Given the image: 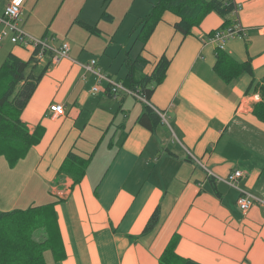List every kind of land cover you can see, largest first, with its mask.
Instances as JSON below:
<instances>
[{
    "label": "crops",
    "instance_id": "obj_1",
    "mask_svg": "<svg viewBox=\"0 0 264 264\" xmlns=\"http://www.w3.org/2000/svg\"><path fill=\"white\" fill-rule=\"evenodd\" d=\"M154 1L143 0V16ZM232 1L239 10L231 26H242L245 36L227 41L224 51L248 62L251 74L229 83L213 70L208 37L223 23L214 11L186 36L174 30L179 18L165 12L143 49L141 43L135 56L125 51L121 81L103 73L97 60L72 55L66 42L67 57L55 62L46 55L36 64L51 59L20 119L29 134L39 127V141L13 168L0 157V167L13 172L36 162L29 171L20 167L27 173L23 196L13 197L8 184L11 202L0 211L42 207L54 219L47 264H159L173 235L176 254L196 264H264V122L252 114L264 103V0ZM9 2L0 4V14ZM12 44L0 43L4 55L28 61L33 49ZM162 55L170 64L149 101L113 94L85 69L95 60V69L123 85L125 58L147 62L133 73L139 80ZM55 103L63 105L62 116L49 115ZM145 106L164 115L153 130L138 123ZM70 150L90 156L78 183L58 171ZM233 170L242 172L239 188L254 197L245 215L237 207L240 192L221 180ZM156 210L157 222L146 229Z\"/></svg>",
    "mask_w": 264,
    "mask_h": 264
},
{
    "label": "trees",
    "instance_id": "obj_2",
    "mask_svg": "<svg viewBox=\"0 0 264 264\" xmlns=\"http://www.w3.org/2000/svg\"><path fill=\"white\" fill-rule=\"evenodd\" d=\"M234 5L232 0H155L149 12L141 18L140 25L137 26L136 38L142 43L143 49L165 12H170L179 18L173 27L183 36L188 35L191 29L211 11L223 19L219 29H226L232 24L231 16ZM101 17L108 21L112 20V17L105 11ZM85 28L96 32L88 25H85ZM35 55L36 50L32 51L28 61H22L9 53L0 65V157L6 160L10 168H13L19 160L24 158L40 138L39 127L29 134L26 125L20 119V115L36 90L43 72L51 64V59L47 57L46 65L40 75H34L32 70L26 74V69L31 62L34 64L33 67L37 64ZM169 64L170 60L162 55L150 75H143L139 80H136L133 77L134 71H143L147 62L140 56L135 60L125 58L128 73L123 85L136 92L145 101H149L154 88L164 80ZM213 70L225 83L231 82L244 73L251 74L248 62H238L224 50L216 47ZM107 90L110 92L109 87ZM252 114L264 122V103H256L252 108ZM137 120L139 124L149 130H153L161 122L160 116L148 106H145L144 112ZM89 158L90 156L88 158L79 157L70 150L58 171L69 174L73 182L78 183L84 174ZM41 208L28 207L0 211V264H47L44 253L52 248L51 238L48 236L41 239L40 242L32 236L33 228L47 227L49 218L46 213L42 215ZM157 219L158 212L156 210L151 215L146 229L154 227ZM7 225L13 226L12 232L4 230ZM177 239V235H173L169 240L159 257V264H196L176 254Z\"/></svg>",
    "mask_w": 264,
    "mask_h": 264
},
{
    "label": "rangeland",
    "instance_id": "obj_3",
    "mask_svg": "<svg viewBox=\"0 0 264 264\" xmlns=\"http://www.w3.org/2000/svg\"><path fill=\"white\" fill-rule=\"evenodd\" d=\"M5 2L6 0H0L1 5ZM142 2L143 0H25L21 8L19 26H22L24 30L22 31L26 35L29 34L26 32L28 31L31 36L40 39L44 37L50 39L49 37L54 36L51 43L55 45L68 43L72 55H86L89 60H97L103 73L109 74L114 81H121L125 71L123 65L125 51H130L129 55L135 56L141 48V42L135 34L138 32L137 26L140 25L141 17L147 11L141 8ZM104 11L112 15L111 21L101 17ZM81 22L90 24L96 32L85 28V24H80ZM4 54V50L0 49V65L7 56ZM33 65L32 62L28 65L27 73L32 70L34 75H40L44 67L41 65L33 67ZM93 80L96 81L95 77ZM94 86L99 89L103 85L96 81ZM0 161H3V158H0ZM35 162L32 158L30 163L17 165L13 172L0 167L1 207H7L6 204L11 202L9 197H5L8 184L13 197L18 196L19 193L23 196L21 191L27 173L21 172L20 167L23 171L25 168L29 171ZM16 178H18L17 182ZM41 213L43 215L46 212ZM46 215L49 218L48 228L41 226L32 229V236L40 242L48 236L51 238L54 233V219L49 214ZM13 229L12 225L4 228L9 233Z\"/></svg>",
    "mask_w": 264,
    "mask_h": 264
},
{
    "label": "built area",
    "instance_id": "obj_4",
    "mask_svg": "<svg viewBox=\"0 0 264 264\" xmlns=\"http://www.w3.org/2000/svg\"><path fill=\"white\" fill-rule=\"evenodd\" d=\"M24 0H10V2L5 5L0 14V43L5 40H9L15 45H26L31 47L33 51L36 50L35 60L37 63L43 62L46 55H51V59L55 62L67 57L68 55V45L62 43L59 47L54 48L51 45V41L47 38L34 39L26 35L21 27L19 26L21 8ZM239 10V5L235 4L233 9V14L237 13ZM245 29L239 24H234L226 29L215 30L208 37V41L213 43L216 48L224 50L227 41L233 38L244 37ZM95 60H91L90 64L85 66V69L89 72L95 74L99 80H104L108 83L111 93H116L117 91H123L128 94H132L142 101H145L136 92H133L125 88L122 84L112 82L109 78L101 73L100 70L94 68ZM97 87L92 88V92H96ZM48 113L51 117H58L64 114V107L61 104H51L48 107ZM160 117L164 120V115L160 114ZM242 177V172L240 170H233L226 176L225 179H221L226 184L231 187L236 188L240 192V196L237 200V207L242 214H246L248 210L253 205L254 197L241 190L238 186V181ZM219 179V178H218Z\"/></svg>",
    "mask_w": 264,
    "mask_h": 264
}]
</instances>
